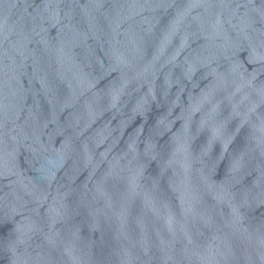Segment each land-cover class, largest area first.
Listing matches in <instances>:
<instances>
[{
	"label": "water",
	"instance_id": "water-1",
	"mask_svg": "<svg viewBox=\"0 0 264 264\" xmlns=\"http://www.w3.org/2000/svg\"><path fill=\"white\" fill-rule=\"evenodd\" d=\"M0 264H264V0H0Z\"/></svg>",
	"mask_w": 264,
	"mask_h": 264
}]
</instances>
